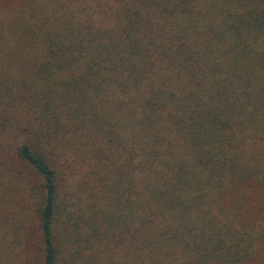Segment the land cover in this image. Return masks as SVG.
<instances>
[{"label":"trees","instance_id":"obj_1","mask_svg":"<svg viewBox=\"0 0 264 264\" xmlns=\"http://www.w3.org/2000/svg\"><path fill=\"white\" fill-rule=\"evenodd\" d=\"M262 188L264 0H0V264H238Z\"/></svg>","mask_w":264,"mask_h":264},{"label":"rangeland","instance_id":"obj_2","mask_svg":"<svg viewBox=\"0 0 264 264\" xmlns=\"http://www.w3.org/2000/svg\"><path fill=\"white\" fill-rule=\"evenodd\" d=\"M233 201V200H232ZM232 202V206L230 209L234 210V214L236 217L242 222V224H246L247 226H251L250 223L259 220L261 218V212L264 211V188L258 189L257 194L255 197L252 198H245L242 201L241 205L235 204ZM238 205V207H237ZM256 222L252 224L253 226L256 225ZM257 222V224H259ZM254 228V227H251ZM257 234L255 235V244L253 248L248 251L241 252V259L238 264H264V227L263 228H255ZM248 231V228H246ZM28 235V230L26 231ZM30 243L28 244L31 249L26 251L25 254H29L27 264H41L40 258V247L38 242H35V239H29ZM13 261L19 263L12 258L8 260H4L3 264H15Z\"/></svg>","mask_w":264,"mask_h":264}]
</instances>
